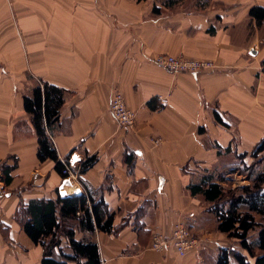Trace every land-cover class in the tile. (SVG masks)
<instances>
[{"label": "crops", "instance_id": "1", "mask_svg": "<svg viewBox=\"0 0 264 264\" xmlns=\"http://www.w3.org/2000/svg\"><path fill=\"white\" fill-rule=\"evenodd\" d=\"M164 1L0 0V163L15 165L10 184L2 183L0 264H41L43 249L15 215L30 201L60 198L65 179L53 161L36 157L23 98L39 81L64 90L51 136L58 159L69 157L77 172L96 157L75 190L84 195L81 181L103 198L112 232L76 239L94 241L101 264H216L232 245L210 204L187 186L264 141V21L249 16L264 0H183L170 8ZM160 54L214 68L171 74L153 62ZM116 90L136 114L132 130L109 113ZM158 97L168 102L160 110ZM178 221L198 245L184 257L151 251V234L169 236Z\"/></svg>", "mask_w": 264, "mask_h": 264}, {"label": "trees", "instance_id": "2", "mask_svg": "<svg viewBox=\"0 0 264 264\" xmlns=\"http://www.w3.org/2000/svg\"><path fill=\"white\" fill-rule=\"evenodd\" d=\"M181 1L165 0L163 7L170 8ZM152 12L158 15L160 9L154 7ZM249 16L260 24L264 21V8H251ZM262 71L264 73V60ZM63 102L64 90L42 81L23 98L24 111L31 118L37 139V160L41 163L53 161L55 171L65 178L62 172L66 165H70L69 157L63 161L58 159L51 138ZM248 159L256 162L249 164ZM263 159L264 141H261L250 153L236 155L237 163L229 170L204 171L197 181L187 186L192 196L201 195L210 204L208 210L216 218L217 230L240 247V250L233 247L220 249L216 264H231V261L235 264H264V161L260 168H256ZM95 162V156L83 161L76 172L78 178ZM14 169L15 165L0 163V181L4 186L10 184ZM233 174L243 175L248 184L234 188L228 186L232 185L228 176ZM80 183L85 192L80 197L33 200L26 206H19L16 212L15 219L24 234L43 249L41 264H101L97 244L85 238L76 239V234L111 233L113 215L99 194ZM62 239L67 243L66 250L61 248Z\"/></svg>", "mask_w": 264, "mask_h": 264}, {"label": "built area", "instance_id": "3", "mask_svg": "<svg viewBox=\"0 0 264 264\" xmlns=\"http://www.w3.org/2000/svg\"><path fill=\"white\" fill-rule=\"evenodd\" d=\"M153 62L171 74H195L214 68L213 64L209 61L164 54L157 55ZM157 101V110L165 108L168 103L165 97H158ZM109 113L119 128L124 130L133 129L136 114L127 107L124 96L120 91L116 90L111 94ZM152 144L157 146L159 140H152ZM62 174L65 176V179L77 183V173L71 169L70 165L65 166ZM5 194L6 190L0 181V197ZM197 245L198 239L188 228L186 222L178 221L172 226L169 236L158 232L152 233L149 249L156 253H165L171 250L177 256L184 257L187 252L194 249Z\"/></svg>", "mask_w": 264, "mask_h": 264}, {"label": "rangeland", "instance_id": "4", "mask_svg": "<svg viewBox=\"0 0 264 264\" xmlns=\"http://www.w3.org/2000/svg\"><path fill=\"white\" fill-rule=\"evenodd\" d=\"M262 161H264V159L261 160L258 164H256V168H260L262 166ZM247 162L249 164H251L253 162L255 163L256 160L255 159H253V160L252 159H248ZM236 163H237V161L236 162L234 161V163H231V164L227 165L225 167V170H229L230 166H233ZM224 173H225V171H224ZM228 178L230 180V183L232 184V185H228V186H231L233 188L235 186H243V185H247L248 184L247 180L244 178L243 175L233 174V175H229ZM232 242L233 243H232V245L230 247H233L236 250H240V247H239L238 243H236L235 241H232ZM231 264H235V263L233 261H231Z\"/></svg>", "mask_w": 264, "mask_h": 264}, {"label": "water", "instance_id": "5", "mask_svg": "<svg viewBox=\"0 0 264 264\" xmlns=\"http://www.w3.org/2000/svg\"><path fill=\"white\" fill-rule=\"evenodd\" d=\"M250 54L254 55V52H250ZM76 185L68 180V179H64L60 189H59V195L61 199H67V198H73V197H80V194L76 193Z\"/></svg>", "mask_w": 264, "mask_h": 264}]
</instances>
